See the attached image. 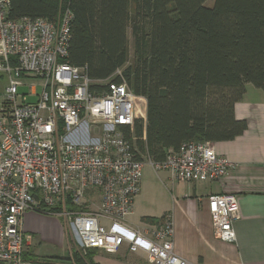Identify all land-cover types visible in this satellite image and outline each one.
Wrapping results in <instances>:
<instances>
[{"label": "built area", "instance_id": "obj_1", "mask_svg": "<svg viewBox=\"0 0 264 264\" xmlns=\"http://www.w3.org/2000/svg\"><path fill=\"white\" fill-rule=\"evenodd\" d=\"M9 5L0 0V264H43L24 257L28 210L64 218L81 253L125 246L148 264H186L175 253L170 217L142 229L126 222L144 162L181 182L220 180L234 164L209 140L185 141L160 161L137 158L123 128L145 121V98L114 80L120 70L93 80L65 60L69 10L55 23L10 20ZM68 203L78 209L66 210ZM206 203L213 236L233 243L235 195L211 194Z\"/></svg>", "mask_w": 264, "mask_h": 264}, {"label": "trees", "instance_id": "obj_2", "mask_svg": "<svg viewBox=\"0 0 264 264\" xmlns=\"http://www.w3.org/2000/svg\"><path fill=\"white\" fill-rule=\"evenodd\" d=\"M206 1L10 0L7 17L55 23L69 10L65 60L93 80L120 70L114 80L146 101L145 121L123 128L125 137L137 158L160 161L188 140L216 142L242 134L246 124L235 117V103L246 84L264 92V0H213L209 6ZM87 251L75 250L64 260L101 264L96 249Z\"/></svg>", "mask_w": 264, "mask_h": 264}, {"label": "crops", "instance_id": "obj_3", "mask_svg": "<svg viewBox=\"0 0 264 264\" xmlns=\"http://www.w3.org/2000/svg\"><path fill=\"white\" fill-rule=\"evenodd\" d=\"M234 114L246 124L243 133L231 140L213 142L216 153L234 164L224 178L181 182L172 180L167 171H159L155 174L159 186L164 188V205L140 212V181L132 211L126 216L128 225L140 229L154 224L146 217H170L175 253L186 264H264V92L246 84L242 99L234 105ZM216 193L236 197L239 217L233 224V243L213 236L206 198ZM134 215H139L143 226ZM57 216L34 210L25 212L22 231L28 257H43L36 252L37 244L62 237L64 225Z\"/></svg>", "mask_w": 264, "mask_h": 264}, {"label": "rangeland", "instance_id": "obj_4", "mask_svg": "<svg viewBox=\"0 0 264 264\" xmlns=\"http://www.w3.org/2000/svg\"><path fill=\"white\" fill-rule=\"evenodd\" d=\"M213 0H207L206 5L209 6L212 4ZM127 37L129 41V60L132 58L133 49H132V37L130 33V29L127 30ZM20 92L25 91V87H20ZM29 100H32L30 98ZM143 160H146V156L142 155ZM156 172L151 168L147 161L144 162V166L142 169V177H141V188L142 191L140 193V206L138 210L140 212H147L148 210H157L163 206L166 202V195L164 192V188H161L159 185L160 181L158 180V176L155 174ZM68 205V204H67ZM70 207L68 205L66 210ZM75 208V207H74ZM78 208H76L77 210ZM59 210V209H58ZM80 210V209H79ZM139 215H134L135 220L139 222L141 226V219L138 217ZM129 217V216H128ZM58 219L63 221L64 229L63 235L57 240H42L39 244H37L36 252L43 257L57 256L60 259H45L41 257H30L32 260L43 263V264H73L71 261L64 260V257H68L69 255L77 250L74 246V237L68 225L65 223L64 218L61 216H57ZM46 227V226H45ZM57 229V228H56ZM38 240H41V237L38 236ZM88 252V251H86ZM95 259L99 260L101 264H148L147 257L143 252L137 251L136 253H130L127 251L125 246H122L119 250L107 253L104 251L96 250ZM85 254V252H82ZM31 256V255H30Z\"/></svg>", "mask_w": 264, "mask_h": 264}]
</instances>
